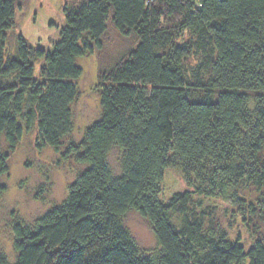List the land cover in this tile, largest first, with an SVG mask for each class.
<instances>
[{"label":"trees","instance_id":"1","mask_svg":"<svg viewBox=\"0 0 264 264\" xmlns=\"http://www.w3.org/2000/svg\"><path fill=\"white\" fill-rule=\"evenodd\" d=\"M25 2L0 0V178L32 131L86 168L62 203L15 222L13 264H264V0H78L53 51L12 37ZM110 27L124 45L99 67L101 117L64 146L78 60L103 50ZM168 170L188 188L164 200ZM217 199L250 229V247L206 203ZM130 212L151 226L154 251L132 237Z\"/></svg>","mask_w":264,"mask_h":264},{"label":"rangeland","instance_id":"2","mask_svg":"<svg viewBox=\"0 0 264 264\" xmlns=\"http://www.w3.org/2000/svg\"><path fill=\"white\" fill-rule=\"evenodd\" d=\"M77 1L27 0L17 13L16 28L12 32V37L20 34L34 47L53 51L54 44L60 38L61 28L65 25L64 10ZM123 45L124 38L110 27L104 39L103 50L78 60V65L83 69V75L78 80L80 97L73 107L74 128L65 139L64 146L71 142H79L85 129L100 119L101 104L97 88L99 67ZM13 50L14 47L9 46V51ZM36 67L38 71L40 63ZM120 156L121 152L115 148L108 158L116 174L121 170ZM85 168V165L77 163L74 159L68 161L61 159L60 154L52 148L39 146L37 131L24 135L10 157L9 172L0 178V184L6 186V191L0 195V254L7 255L10 264L16 260L13 231L15 222L32 224L48 210L62 203L71 184ZM187 188V183L179 171L168 170L164 178L162 198L168 200L173 193ZM243 194L250 200L256 198L253 190H245ZM206 203L216 207L218 217H221L222 224L233 238L239 235L246 247L253 244L254 238L250 229L239 217L234 220L235 210L229 202L217 199L215 202ZM124 222L144 252L156 249L158 244L155 234L147 220L140 214L130 212ZM258 225L264 234V222Z\"/></svg>","mask_w":264,"mask_h":264}]
</instances>
